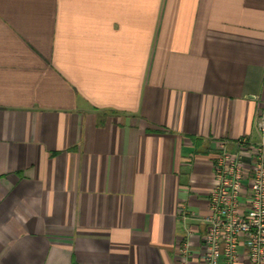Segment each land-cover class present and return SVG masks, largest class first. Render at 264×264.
<instances>
[{
  "label": "crops",
  "instance_id": "1",
  "mask_svg": "<svg viewBox=\"0 0 264 264\" xmlns=\"http://www.w3.org/2000/svg\"><path fill=\"white\" fill-rule=\"evenodd\" d=\"M262 113L264 0H0V264H202Z\"/></svg>",
  "mask_w": 264,
  "mask_h": 264
},
{
  "label": "built area",
  "instance_id": "2",
  "mask_svg": "<svg viewBox=\"0 0 264 264\" xmlns=\"http://www.w3.org/2000/svg\"><path fill=\"white\" fill-rule=\"evenodd\" d=\"M257 130L259 141L241 140L238 153L221 146L202 219V264H264V113ZM177 212L194 217L184 205Z\"/></svg>",
  "mask_w": 264,
  "mask_h": 264
}]
</instances>
